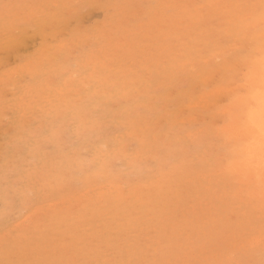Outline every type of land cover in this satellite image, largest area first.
<instances>
[{
    "label": "rangeland",
    "instance_id": "374dc122",
    "mask_svg": "<svg viewBox=\"0 0 264 264\" xmlns=\"http://www.w3.org/2000/svg\"><path fill=\"white\" fill-rule=\"evenodd\" d=\"M189 1H0V264H264V166L245 148L257 142L252 105L264 74V31L258 26L242 39L255 16L251 9L260 17L264 1L258 7L250 4L254 0H224L214 11L206 9L202 47L175 43L164 62L172 45L165 36L182 27L170 17ZM224 6L232 14L227 31L242 32L234 41L239 50L220 33L230 23ZM122 14L128 19L120 23L129 30L123 35ZM179 52L196 63L181 69ZM154 55L164 57L152 75L139 71ZM123 63L129 81L118 79ZM99 80L115 81L110 96L101 98ZM217 90L223 92L213 97ZM201 97H213L217 107L203 102L196 110ZM247 101L251 134L242 142L226 129ZM234 105L242 110L232 111ZM89 126L100 131L88 133ZM134 132L157 144L149 151ZM185 163L188 187L143 208L151 191L162 195V185L148 186L162 180L160 168L178 177ZM192 167L203 172L195 175ZM192 217L197 231L188 232L180 224ZM219 222L226 223L218 228L220 244L205 242L201 231L206 224L213 231ZM82 224L87 234L71 242L68 236H81Z\"/></svg>",
    "mask_w": 264,
    "mask_h": 264
},
{
    "label": "bare ground",
    "instance_id": "6f19581e",
    "mask_svg": "<svg viewBox=\"0 0 264 264\" xmlns=\"http://www.w3.org/2000/svg\"><path fill=\"white\" fill-rule=\"evenodd\" d=\"M1 1V0H0ZM226 2H229V1H232L231 3H233L235 0H225ZM225 1L224 0H213V5L210 7L209 5L208 6H205V4H203V3H201V2H197V4H194V2H192V0H190L189 1V3H188V5H187V7L185 8V7H183V8H181L182 9V11H180L179 12V9L178 10H176L175 12H173L172 13V15H171V17H170V20L171 21H173L174 23H179L182 27H181V29H176V28H172L168 33L170 34V37H166L165 36V42H171V46L169 47V53H168V51H167V49H166V56L164 57V56H160L161 58H159L158 57V59H157V57H155V55L154 56H151L150 57V60L147 62V64L145 63V64H142V63H144V62H141L140 61V63L142 64L141 66H139L138 67V70L139 71H142L141 69H144L145 70V73L146 74H148L149 76H151L152 75V73H153V70H154V67H155V65H156V62H158L159 60L161 61L162 60V58H163V60H164V62H166V61H168L169 60V57L171 56V55H173V53L171 52V50L174 48V44L175 45H179V46H181V47H183V45H190L191 46V48L193 47V46H197V47H199V48H201L202 47V44H204L205 43V41H203L204 39H201L200 38V35H202V33H203V31H204V28H205V21H206V18H207V16H208V12H206L205 10L206 9H212L213 11L216 9V8H218L219 6H221V5H223V3H225ZM263 1L264 0H254L253 1V3L252 2H250V4H257V5H259L258 7H260L261 6V4L263 3ZM168 2V1H167ZM166 2V3H167ZM186 4V3H185ZM235 6V5H234ZM258 7H256V8H258ZM248 8H249V6H248ZM193 9V10H192ZM241 9V8H240ZM240 9H239V11H240ZM223 12H224V14H226V18H225V20L226 21H228V19H230V23H227V24H225V25H222V28H223V30L220 32L221 33V35L222 36H225L226 35V37H227V41L229 42V45H230V49L231 50H235V49H240V45H239V48H237V45L235 44V42L234 41H237L239 38H240V35H241V33L242 32H240L239 34L238 33H232V32H228L227 31V28L229 27V24L231 25V18H232V14H229V13H227V10H228V8H227V6L225 7H223ZM258 9H251V12H253V14L255 15L254 16V19H253V22H252V24H249L248 25V29H245L244 30V32H246L247 31V33H246V35H245V33H244V35H243V38L242 39H246V40H248L247 39V37H249L252 33H253V35H254V31L255 30H257L256 28L258 27V26H260V27H262L259 31H261V33L264 31V6H263V11L262 12H260V17L257 15V11ZM122 15H124V14H122ZM183 16H187V18H186V20H184L182 17ZM126 18H127V15L125 14L124 16H123V20H121V19H119L118 20V22L120 23H122V24H124L125 23V21H126ZM128 19V18H127ZM198 19H200V21H199V23H198V25H194V24H191V23H194L196 20H198ZM247 19H250V17L249 18H247ZM214 20V19H213ZM45 22V21H44ZM162 22H164V21H162ZM120 23V29H119V33L120 34H128L129 33V30H127L125 27L123 28V26H122V24ZM156 24V23H155ZM213 24V23H212ZM6 28H8V27H6ZM220 28V27H219ZM251 28H254V29H251ZM258 31V32H259ZM227 33V34H226ZM197 34H199V37H197L198 35ZM198 38H200V40H198ZM260 38L261 39H264V32H263V34L262 35H260ZM121 39H124L123 38V36L121 37ZM252 39V38H251ZM250 39V40H251ZM223 40H225V37L223 38ZM158 42V41H157ZM156 42V43H157ZM161 42V40H159V43ZM162 43V42H161ZM259 43V42H258ZM123 44V40H120L119 41V43H118V46H120V45H122ZM245 49H247V46L245 47ZM222 52V51H221ZM250 52V51H249ZM232 56V55H231ZM168 58V60H166ZM190 58L191 59H186V55L185 54H181V52H179V54H177V61H178V63L180 64V68L181 69H183L184 67H187V66H190V65H194L195 63H196V61L194 60L195 59V57L194 56H190ZM127 59V56L124 58V61ZM106 61H108V58H106ZM195 62V63H194ZM104 65V67H105V69H106V71H107V73H104V75L106 76V77H108V76H110L109 75V72H110V70H109V68H108V66H107V64L106 63H103ZM122 65V67H121V69H122V74L120 75L121 77H119L118 79H122V80H125V81H129L128 80V71H129V65H126L125 63H123V64H121ZM146 65H147V67H146ZM164 65V64H163ZM146 67V68H145ZM214 69V68H213ZM249 69L250 68H248V71H249ZM95 72V71H94ZM97 72V71H96ZM143 72V71H142ZM144 73V72H143ZM231 74V73H230ZM132 76H134V81L138 78V76L137 75H134V74H132ZM260 79H262L261 80V82L259 81ZM130 80L131 81H133V79L132 78H130ZM258 83L255 85V87H254V92H255V95L253 96V98H254V100H255V104L256 105H258V106H260V104L262 105V106H264V74L262 73V74H259V76H258ZM115 81H110L108 84L104 81H100L99 80V84L101 85L100 86V90L98 91V93L99 94H101L102 93V89L104 90V95H102L101 94V98H105V97H108V96H110L109 95V88H110V86L114 83ZM132 85H134V82L132 83ZM103 86H105V89L103 88ZM113 86V85H112ZM197 88V87H196ZM249 89V88H248ZM220 93V92H223V90H217L214 94H213V97L216 95V93ZM119 96V95H118ZM129 96H130V94H129ZM129 96H128V98H129ZM100 97V96H99ZM197 97V96H196ZM207 97H210V95H207ZM213 97H211V98H208V99H204V98H200V101H199V103H197L196 105H195V107L194 108H196V110H198V108H200L201 109V104L204 102V103H208L209 102V104H208V107H209V109H215V107H217L214 103L213 104H211L210 103V99H212ZM235 97V96H234ZM111 98H114V97H110V99ZM148 97H146V96H144V99L145 100H148L147 99ZM135 99H133V101H134ZM243 101H240V103H242ZM244 104H246L245 106H246V108L243 110V113H242V115H237L236 117H235V119H233V121H232V123H231V126H230V128H228V129H226V132H228V131H230L231 133H236V135H238V136H240V139L242 140V142L243 141H246V139L248 138V136L251 134V132H250V129H249V120L251 119V110H250V108L252 109V107H251V103H250V101L248 102H245ZM255 104L253 103V105L252 106H254L255 108H257V109H254L253 111H255V124L253 125V131H255V134H256V138H257V142H256V144L254 145V147L253 148H248V147H245L246 149H249L251 152L252 151H254V155H255V164H262L263 166H264V150H260V144H264V110L263 111H259V109H258V107H256L255 106ZM100 105V104H99ZM114 105V104H113ZM135 105V103H133V104H129V106L130 107H133ZM219 105V104H218ZM240 105H243V104H240ZM248 105H249V107L250 108H247L248 107ZM115 106V105H114ZM98 107V106H97ZM101 109H103V106H102V108ZM105 110V109H104ZM238 110H242V108L241 107H236L235 105L232 107V111H234V112H237ZM212 111H216V110H212ZM105 112H106V110H105ZM103 116V113L101 114V117ZM261 121V122H260ZM260 122V123H259ZM133 127H134V124H133ZM261 128V130H259ZM247 129H249V130H247ZM86 131L88 132V133H98L99 131H100V129H99V127H93V126H89L87 129H86ZM132 135H136V136H138L139 138H141L140 140H141V144H142V142H143V147L145 148V147H147L148 149H149V151H151L152 149L151 148H153V146H154V144H157V142L156 143H154V142H152L151 140H148V139H146V138H148V136L149 135H140L139 133H136V132H134ZM235 135V134H234ZM229 138V137H228ZM98 139V138H97ZM104 138H102L101 140H103ZM149 142H151V143H149ZM107 143H109L108 141H105L104 142V144H103V149H102V152L104 151L105 152V150H104V147H107ZM229 145V144H228ZM232 144H230V146H231ZM160 147H156V150L155 151H153L154 153H155V156L156 157H158V156H160ZM78 154H80V153H78ZM134 156H136V155H134ZM139 157V156H138ZM155 158V157H154ZM180 158V157H179ZM153 159V158H152ZM132 163H134V161L132 162ZM131 163V164H132ZM251 162H244L243 164L244 165H242V168H246L247 169V166H248V164H250ZM91 164L95 167L96 165H97V163H96V161L93 159L92 161H91ZM107 165H109V164H107ZM107 165H106V167H107ZM133 165V164H132ZM139 165H140V163L138 164V166L137 167H139ZM134 166V165H133ZM111 167V166H110ZM182 171H181V173H180V175L178 176V177H175V176H173L172 174H169V173H167V172H165L164 173V166L162 167V168H160V177L162 176L163 178H162V180L161 179H158V180H155L154 182L155 183H151L152 181H150L149 183H148V186L150 187V189H151V187L152 188H154V190H157L158 188H161V186L160 185H162V187H163V191H161V193H162V195L160 194V193H158V191H156V193L154 192V193H152V191H151V193H150V195H149V197H148V201L146 200L147 199V194H146V198H145V200L147 201H145L146 202V204H144V206H143V208H146L147 206H152V204H156L159 200H161L162 198H164V200L165 199H167V200H169V196L170 195H172L171 193H174V195H175V193L177 192V195H180V193L184 190V188H186V187H188V185L190 184L189 183V179H190V173H189V171H188V166L186 165V163L185 164H183L182 166ZM192 168H194V167H192ZM201 168V167H200ZM200 168H194V170H193V172H194V174L196 175V174H198V173H200V172H203L202 171V169H200ZM107 169H111V168H107ZM145 169H148L147 167H145ZM150 169V168H149ZM246 169H245V173H247V171H246ZM192 170V169H191ZM99 171H101V170H99ZM108 171L109 170H107V172H105V174H108ZM112 173H113V171L112 170H110ZM140 171H141V169H140ZM134 172H136V171H134ZM110 173V172H109ZM137 173V172H136ZM111 175V174H110ZM108 176V175H107ZM112 176H113V174H112ZM152 176V175H151ZM213 176H215V175H213ZM227 176H230V178L228 177V179H227V181L228 182H230V183H233L232 181H235V179L231 176V175H228L227 174ZM104 177V176H103ZM102 177V178H103ZM111 177V176H110ZM109 177V178H110ZM116 177L118 178V176L116 175ZM92 178H94V176L92 177ZM112 178H114V177H112ZM89 179V178H88ZM95 179V178H94ZM94 179L92 180V179H90V181H93V183H95V181H94ZM97 179V178H96ZM152 180V179H151ZM222 180V179H221ZM89 181V182H90ZM116 181H117V179H116ZM156 181H157V184H156ZM191 182V181H190ZM92 183V182H91ZM102 186H100V188H101ZM145 190V189H144ZM143 195V194H142ZM156 195V196H155ZM135 196H138V195H135ZM160 196V197H159ZM140 200H144V198L142 197V196H140V197H138ZM172 198V197H171ZM183 199H184V197H180L179 199H178V203L177 204H179V207L181 206L182 207V204H183ZM163 200V201H164ZM167 202V201H166ZM169 205H170V203L169 202H167ZM167 204V205H168ZM173 204V203H172ZM78 205V204H77ZM83 204H80L79 206H82ZM78 206V207H79ZM172 206V205H171ZM170 206V207H171ZM83 207L84 208H86V210L88 211L89 209L87 208V206L86 205H83ZM156 207V206H155ZM154 207V208H155ZM160 207V206H159ZM165 207V206H164ZM75 208V207H74ZM82 208V207H81ZM157 208V207H156ZM177 209H178V207H176ZM256 208H258V205H256V207H254V209H256ZM260 208H262V210L264 211V206L262 205ZM142 209V208H141ZM161 209V208H160ZM62 210H65L64 212H62L61 214H63V213H66L67 211V209H62ZM72 210V209H71ZM91 211V210H90ZM142 211V210H141ZM218 212H220V210L218 211ZM164 213V212H163ZM162 213V214H163ZM174 214V213H173ZM159 215V214H158ZM175 215V214H174ZM220 216V213H218V214H215V215H212L213 216V219L214 220H216L217 218H216V216ZM160 216V215H159ZM134 217V216H133ZM59 218V217H58ZM58 218H57V223H59L60 222V220H58ZM61 218V217H60ZM157 218V217H156ZM158 219V218H157ZM153 221H155L154 219H153ZM195 221H197V218L196 217H192V221H190V220H185L183 223H181L180 225H182V227L184 228V229H186L188 232H195V231H197V224H196V222ZM263 222V221H262ZM79 223V222H78ZM207 223H208V221H207ZM55 224V223H54ZM225 224L226 223H221V222H219L218 224H217V228H215V230L213 229V231L212 230H210V229H208V227H209V225L208 224H206L207 225V228H204V230L203 231H201V233H203V237H204V240H205V242H207V243H218V244H220V242H221V238L219 237L220 236V232H221V230H219L218 228H221L222 227V225H224L225 226ZM159 226V225H158ZM80 228H81V236H78V237H76V236H74V235H70V236H68V238L71 240V242H73V243H77V242H79V240H81L80 238H84L85 237V235L87 234L86 233V231L88 230V228H87V225H85V224H82L81 226H80ZM40 229V228H39ZM68 229H69V227H67V229H66V233L68 232ZM54 230V229H53ZM52 230V231H53ZM218 235V236H217ZM244 237V235H240V239L241 238H243ZM67 238V240H69ZM88 238V237H87ZM42 243V242H41ZM264 243V242H263ZM51 244V243H50ZM49 246V243H47L46 244V246ZM204 248V247H203Z\"/></svg>",
    "mask_w": 264,
    "mask_h": 264
}]
</instances>
